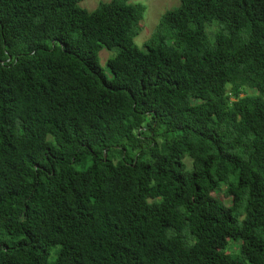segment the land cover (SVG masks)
I'll use <instances>...</instances> for the list:
<instances>
[{"label": "trees", "instance_id": "trees-1", "mask_svg": "<svg viewBox=\"0 0 264 264\" xmlns=\"http://www.w3.org/2000/svg\"><path fill=\"white\" fill-rule=\"evenodd\" d=\"M81 1L0 0V264H264V0Z\"/></svg>", "mask_w": 264, "mask_h": 264}, {"label": "rangeland", "instance_id": "rangeland-1", "mask_svg": "<svg viewBox=\"0 0 264 264\" xmlns=\"http://www.w3.org/2000/svg\"><path fill=\"white\" fill-rule=\"evenodd\" d=\"M109 0H82L79 2V5L89 11L95 10L101 2H107ZM132 3H142L146 5V11L144 13L143 21H142V29L138 36L135 38V43L142 49H145L144 44L145 42L152 36L154 31L157 28V25L160 21V18L162 14L173 7H176L179 5V0H130ZM215 26H210L208 29L211 32V30H214ZM116 54V50H109L107 48H103L100 53V64L104 68L106 74L108 77H111L112 74L107 66V60L110 57H113ZM247 93L255 94L256 91L254 89H247ZM245 95V93L243 94ZM188 165L191 166V162L188 159L187 160ZM221 191L220 194H218L223 200L228 203L232 204L229 197H225V194ZM233 250H238L237 244L232 245Z\"/></svg>", "mask_w": 264, "mask_h": 264}]
</instances>
